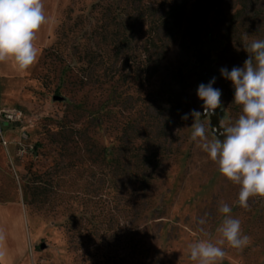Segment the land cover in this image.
I'll return each mask as SVG.
<instances>
[{"label":"rangeland","instance_id":"rangeland-1","mask_svg":"<svg viewBox=\"0 0 264 264\" xmlns=\"http://www.w3.org/2000/svg\"><path fill=\"white\" fill-rule=\"evenodd\" d=\"M54 8L34 66L0 63V202L26 214L0 216V234L18 236L19 264H196L188 245L219 238L221 202L250 243L225 245L219 264H264V198L240 207L239 186L191 140L193 119H181L203 111L197 46L214 38L222 43L207 74L222 91L219 127L242 114L220 69L243 66V34L264 39V0H58ZM12 110L22 111L20 124L2 117ZM202 122L215 139L212 117ZM44 172L56 190L31 205L27 185Z\"/></svg>","mask_w":264,"mask_h":264},{"label":"clouds","instance_id":"clouds-1","mask_svg":"<svg viewBox=\"0 0 264 264\" xmlns=\"http://www.w3.org/2000/svg\"><path fill=\"white\" fill-rule=\"evenodd\" d=\"M48 19L44 0H0V63H11L18 72L30 70L39 58L38 33ZM242 40L248 53L243 66L231 71L220 69V75L232 83L233 102L242 106V114L234 123L216 128V138L209 140L202 121L217 115V109L223 110L222 91L213 87V76L197 88L203 111L192 109L181 119H193L191 140L199 142L224 178L239 186L238 205L247 209L250 198H264V39L249 42L245 33ZM218 212L224 219L217 228L219 238L215 243L200 240L188 245L190 259L196 264H219L226 254L225 245L242 250L250 243V237L242 232L240 219L231 216L232 208L227 203L221 202ZM206 222L205 218L199 220L200 225ZM3 257L0 250V260Z\"/></svg>","mask_w":264,"mask_h":264},{"label":"crops","instance_id":"crops-1","mask_svg":"<svg viewBox=\"0 0 264 264\" xmlns=\"http://www.w3.org/2000/svg\"><path fill=\"white\" fill-rule=\"evenodd\" d=\"M58 0H44V5H45V12L47 13V15H50L53 13V11L55 10L54 6L56 5ZM18 122V121H17ZM6 123V122H5ZM21 122L19 121L18 124H20ZM25 130V129H24ZM21 215H23L24 213L21 210V207L18 204L15 203H6L3 204L0 202V216H3V218L8 219V221L10 219V215H14L13 213H15L16 215L20 213ZM26 215V214H24ZM3 235V240L0 241V250H2L4 252V257L2 260H0V264H19V251L18 250V245H16V241L18 236L17 235H13V233H11L10 229L7 230L6 233L2 234ZM23 248L24 251L26 253L27 251V239L24 241L23 243Z\"/></svg>","mask_w":264,"mask_h":264},{"label":"trees","instance_id":"trees-1","mask_svg":"<svg viewBox=\"0 0 264 264\" xmlns=\"http://www.w3.org/2000/svg\"><path fill=\"white\" fill-rule=\"evenodd\" d=\"M211 3V2H210ZM214 2H212V7H214L215 5L213 4ZM217 6V5H216ZM27 138V135L26 137ZM122 146V145H120ZM118 146V147H120ZM117 147H114V150H116ZM116 159L112 160L115 161ZM144 160H146V157H144ZM49 175V172H44V173H40V174H34L31 178V180L29 181L28 185H27V191L29 193L30 196V201L29 203L31 205H35V204H42L45 203V201L47 200V198L49 197V195L54 192V190L56 189H50L49 187H47V185H50L52 188L54 187L53 184L48 183L46 176ZM140 181H142V183H148V178L147 177H142L137 178ZM116 189H110V195L113 196V193ZM55 193H57V191H55ZM110 196V201L112 202V200L115 201V199H113V197L111 198ZM114 225V227H113ZM115 230H118L117 227H115V221L114 218L110 215V233L112 234ZM110 246H112V242L110 241Z\"/></svg>","mask_w":264,"mask_h":264},{"label":"water","instance_id":"water-1","mask_svg":"<svg viewBox=\"0 0 264 264\" xmlns=\"http://www.w3.org/2000/svg\"><path fill=\"white\" fill-rule=\"evenodd\" d=\"M222 40L220 38H214L212 40H205L197 46L196 59L198 60V65L194 67L196 71V79L199 83L207 84L211 79L207 73L212 71V52L219 49ZM219 109L216 110V112ZM213 122L212 126L214 129L219 128V121L216 115L212 116Z\"/></svg>","mask_w":264,"mask_h":264},{"label":"built area","instance_id":"built-area-1","mask_svg":"<svg viewBox=\"0 0 264 264\" xmlns=\"http://www.w3.org/2000/svg\"><path fill=\"white\" fill-rule=\"evenodd\" d=\"M22 116V111L21 110H12V111H7V112H2V117L6 120H11V121H19ZM4 144H7L8 142L3 140Z\"/></svg>","mask_w":264,"mask_h":264}]
</instances>
